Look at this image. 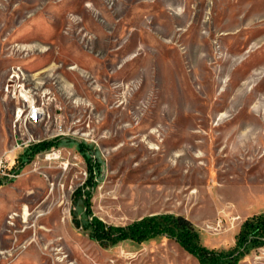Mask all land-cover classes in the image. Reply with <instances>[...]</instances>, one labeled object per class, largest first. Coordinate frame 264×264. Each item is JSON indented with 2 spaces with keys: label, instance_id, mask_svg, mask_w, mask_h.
<instances>
[{
  "label": "rangeland",
  "instance_id": "obj_1",
  "mask_svg": "<svg viewBox=\"0 0 264 264\" xmlns=\"http://www.w3.org/2000/svg\"><path fill=\"white\" fill-rule=\"evenodd\" d=\"M88 193L108 225L182 215L235 246L264 213V0H0V264H199L93 241Z\"/></svg>",
  "mask_w": 264,
  "mask_h": 264
},
{
  "label": "trees",
  "instance_id": "obj_2",
  "mask_svg": "<svg viewBox=\"0 0 264 264\" xmlns=\"http://www.w3.org/2000/svg\"><path fill=\"white\" fill-rule=\"evenodd\" d=\"M57 141L40 142L33 147V157L56 145ZM79 151L87 158L89 179L84 186L94 185L95 169L100 168V163L88 157L87 147L79 146ZM100 171V170H98ZM83 187L75 192V198L83 196ZM91 193L85 201L86 211L90 223L85 230L90 231L93 241L103 245H116L120 242L131 241L142 244L158 237H167L174 240L186 253L194 257L199 264H240L250 254L252 249L264 246V213L247 218L241 225L236 236L235 246L229 251L210 249L201 243L200 233L193 222L182 215L156 214L141 218L127 226H113L95 217L91 211ZM76 220V218H75Z\"/></svg>",
  "mask_w": 264,
  "mask_h": 264
},
{
  "label": "built area",
  "instance_id": "obj_3",
  "mask_svg": "<svg viewBox=\"0 0 264 264\" xmlns=\"http://www.w3.org/2000/svg\"><path fill=\"white\" fill-rule=\"evenodd\" d=\"M15 75H12V78H15ZM17 88H21L19 86H17ZM12 89V85L9 84L7 87V92H10V90ZM42 108L36 104H31L30 106H28L27 109V113L24 117V122L25 123H29V124H37V119H41L42 118Z\"/></svg>",
  "mask_w": 264,
  "mask_h": 264
},
{
  "label": "bare ground",
  "instance_id": "obj_4",
  "mask_svg": "<svg viewBox=\"0 0 264 264\" xmlns=\"http://www.w3.org/2000/svg\"><path fill=\"white\" fill-rule=\"evenodd\" d=\"M20 87V86H19ZM19 116L20 117H18V118H21L22 117V115H21V111H19ZM41 121V119H37V123H39Z\"/></svg>",
  "mask_w": 264,
  "mask_h": 264
}]
</instances>
